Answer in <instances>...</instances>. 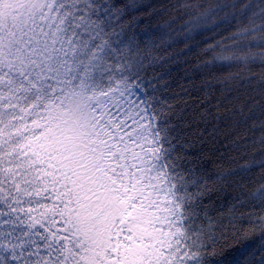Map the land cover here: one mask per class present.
Listing matches in <instances>:
<instances>
[{
  "label": "snow or ice",
  "instance_id": "6c2138e0",
  "mask_svg": "<svg viewBox=\"0 0 264 264\" xmlns=\"http://www.w3.org/2000/svg\"><path fill=\"white\" fill-rule=\"evenodd\" d=\"M0 264H264V0H0Z\"/></svg>",
  "mask_w": 264,
  "mask_h": 264
},
{
  "label": "trees",
  "instance_id": "16d2710c",
  "mask_svg": "<svg viewBox=\"0 0 264 264\" xmlns=\"http://www.w3.org/2000/svg\"><path fill=\"white\" fill-rule=\"evenodd\" d=\"M193 66L192 65H177L174 71V75L178 79H183L184 76H191L195 77L196 73L192 71ZM187 69V71H185ZM193 83L196 85V88L194 89L193 95L191 97L190 103H196L197 101L204 99L207 97L208 93L207 90H201V80L199 78L194 79ZM244 89L248 88V85L243 86ZM216 95H219V90H216ZM223 138V137H222ZM230 142V141H229ZM234 155V153H233ZM209 169H213V165L209 164ZM231 189H227L225 192L222 193H213L212 199L215 201L216 206L219 208H226L231 200V196H229V192H231ZM236 247H239V245H236Z\"/></svg>",
  "mask_w": 264,
  "mask_h": 264
}]
</instances>
